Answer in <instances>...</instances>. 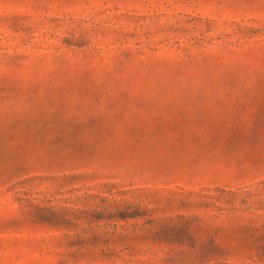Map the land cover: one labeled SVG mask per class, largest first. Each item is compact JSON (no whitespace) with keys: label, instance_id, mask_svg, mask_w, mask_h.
<instances>
[{"label":"rangeland","instance_id":"obj_1","mask_svg":"<svg viewBox=\"0 0 264 264\" xmlns=\"http://www.w3.org/2000/svg\"><path fill=\"white\" fill-rule=\"evenodd\" d=\"M0 264H264V0H0Z\"/></svg>","mask_w":264,"mask_h":264}]
</instances>
